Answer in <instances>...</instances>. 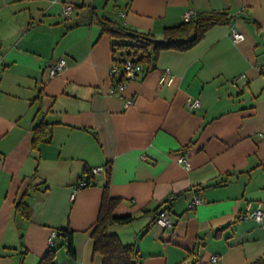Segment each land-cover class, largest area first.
<instances>
[{"label":"crops","instance_id":"0c3cea01","mask_svg":"<svg viewBox=\"0 0 264 264\" xmlns=\"http://www.w3.org/2000/svg\"><path fill=\"white\" fill-rule=\"evenodd\" d=\"M188 12L229 21L186 51L160 52L118 90L127 52L94 19L161 40ZM59 59L65 69L49 78ZM42 122L51 134L33 147ZM105 192L115 217H131L108 231L140 264L264 258V218H244L247 207L264 212V0H0V264H40L49 250L56 264H103L92 231ZM196 195L203 203L189 208ZM164 209L173 229L156 222ZM68 228L75 259L59 233Z\"/></svg>","mask_w":264,"mask_h":264},{"label":"trees","instance_id":"16d2710c","mask_svg":"<svg viewBox=\"0 0 264 264\" xmlns=\"http://www.w3.org/2000/svg\"><path fill=\"white\" fill-rule=\"evenodd\" d=\"M229 21V16L224 12H200L192 17L187 22L166 28L161 40L155 39L151 34L138 32L128 29L119 23H115L106 19H94V22L100 26L103 33H108L111 37L119 40L117 48L126 50L128 59L135 60L138 63H146L148 72L155 68L157 56L162 51L178 50L186 51L196 45L205 33L212 27L225 24ZM115 49V47H114ZM126 60L117 61L116 66L123 64ZM121 75L118 80H121ZM51 134V130L47 123H40L33 129V147L43 141L44 138ZM111 168H108V173ZM93 175L90 170L86 171V176L82 179H87L90 185ZM22 198L16 208L26 218L29 217L28 206L23 202ZM116 205V200L110 198L107 192L104 193L101 209L98 219L93 227L92 238L94 240V251L103 257V264H140L137 260V250L135 245H124L120 239L110 234L108 231L112 223H129L131 217L117 218L113 213ZM67 240L66 251L70 259H75L76 253L73 248V231L68 229H60ZM55 250H49L42 258L40 264H56ZM253 264H264V258H260Z\"/></svg>","mask_w":264,"mask_h":264},{"label":"built area","instance_id":"2783aa9c","mask_svg":"<svg viewBox=\"0 0 264 264\" xmlns=\"http://www.w3.org/2000/svg\"><path fill=\"white\" fill-rule=\"evenodd\" d=\"M73 11H74L73 5L66 4L64 6L62 16L64 18H70ZM194 16H195L194 12L186 13L184 16V22L189 21ZM230 37H231L232 41H234V42H239V41L244 39V35L242 33H240L239 31H237L236 29H232V31L230 32ZM122 65H123L122 71L120 74L122 79L121 80L117 79L115 81V87L118 90L119 89L122 90L125 87L126 82L131 81V80L140 79L145 74V71H144L142 64L136 62L135 60L128 59ZM65 67H66V62L64 59H59V60L52 62L48 66V69H47L48 77L54 78L60 72H62L65 69ZM117 74H118V69L114 67L112 69V75L115 77ZM200 105H201L200 100L195 99V98H189L187 101V107L189 110L197 109L200 107ZM179 163L184 164L187 168L189 167L188 162L183 158L179 159ZM104 171H105V167L100 166V167L92 168L90 170V173L92 175H96V174H99V173L104 172ZM88 186H90V184L88 183L87 179H85V178L82 179L78 183V185L76 186V188L74 190V194L77 190H79L81 188H86ZM202 203H203V200H202L201 196L196 195L189 202L188 206H189V208H193V207L198 206ZM244 218L245 219H253V220H255L261 224L263 221V218H264V212H263L260 205H258L254 210H252L250 207H247L246 212L244 214ZM156 222L163 229H173V227H174V222L172 221V219L170 217L169 211L166 209L161 210L159 212V214L157 215V218H156ZM215 260H216V258H213V261H215Z\"/></svg>","mask_w":264,"mask_h":264}]
</instances>
